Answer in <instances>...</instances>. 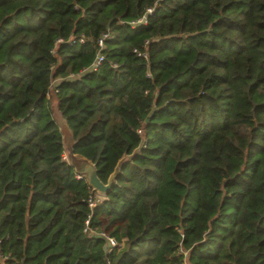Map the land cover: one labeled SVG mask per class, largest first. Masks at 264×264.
Masks as SVG:
<instances>
[{
    "label": "trees",
    "instance_id": "obj_1",
    "mask_svg": "<svg viewBox=\"0 0 264 264\" xmlns=\"http://www.w3.org/2000/svg\"><path fill=\"white\" fill-rule=\"evenodd\" d=\"M0 255L264 264V0H0Z\"/></svg>",
    "mask_w": 264,
    "mask_h": 264
},
{
    "label": "water",
    "instance_id": "obj_2",
    "mask_svg": "<svg viewBox=\"0 0 264 264\" xmlns=\"http://www.w3.org/2000/svg\"><path fill=\"white\" fill-rule=\"evenodd\" d=\"M71 138V135H70ZM72 138L70 142L62 144L63 150L67 154L68 164L73 168L74 173L84 178L88 187L97 194L105 196L111 184L117 176L121 163L127 159L128 155L122 156L115 164L112 172L107 176L105 183L101 182L96 176L95 166L85 157L72 152Z\"/></svg>",
    "mask_w": 264,
    "mask_h": 264
},
{
    "label": "built area",
    "instance_id": "obj_3",
    "mask_svg": "<svg viewBox=\"0 0 264 264\" xmlns=\"http://www.w3.org/2000/svg\"><path fill=\"white\" fill-rule=\"evenodd\" d=\"M150 10L149 9H146V12H149ZM145 20H144V16H141L139 18H137L135 21L131 22V26H134L136 23H144ZM108 36L107 33H103L101 34V36L97 39L96 41V45L98 48H101L102 47V41L104 38H106ZM79 41L81 42L82 41V38L79 39ZM141 56L144 57V54H141ZM102 60V55L100 53H96V56L94 57V60L92 61L91 65H90V69L94 70L96 68V66L100 63V61ZM68 76H72L71 74H69ZM76 177H80V175H77L76 174ZM95 192H94V195H93V199L92 200H88V204L89 205H92L94 203V201H96L97 198L95 196ZM99 195V194H98ZM101 196V195H100ZM95 199V200H94ZM84 224H86V221L84 222ZM83 230H85V227L83 228ZM105 239H106V244H107V247H106V252H109L111 249H119L121 247V243L118 244L113 238L111 237H108V236H105ZM5 257L0 255V264H7L6 261H5ZM105 264H113V263H109L108 261H106Z\"/></svg>",
    "mask_w": 264,
    "mask_h": 264
},
{
    "label": "rangeland",
    "instance_id": "obj_4",
    "mask_svg": "<svg viewBox=\"0 0 264 264\" xmlns=\"http://www.w3.org/2000/svg\"><path fill=\"white\" fill-rule=\"evenodd\" d=\"M51 87H50L49 92H48L49 108H50L51 116L53 117L54 121L56 122V124L58 126V130H59L61 138H62V144L64 145L67 142H70V140H71L70 132L68 131L63 119L59 115V113L57 111V108L55 106V102L53 101V99L51 97V92H52V88ZM62 157L68 163L67 154H66L65 150H63ZM95 196L97 198H101L102 197V196L98 195L97 193L95 194Z\"/></svg>",
    "mask_w": 264,
    "mask_h": 264
}]
</instances>
